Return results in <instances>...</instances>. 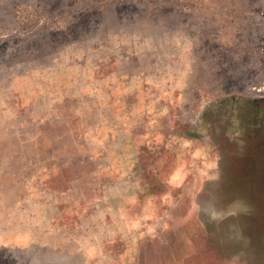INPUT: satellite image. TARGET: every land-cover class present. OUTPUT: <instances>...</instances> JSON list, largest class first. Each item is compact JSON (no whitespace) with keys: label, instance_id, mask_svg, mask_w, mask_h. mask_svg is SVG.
<instances>
[{"label":"rangeland","instance_id":"rangeland-1","mask_svg":"<svg viewBox=\"0 0 264 264\" xmlns=\"http://www.w3.org/2000/svg\"><path fill=\"white\" fill-rule=\"evenodd\" d=\"M0 264H264V0H0Z\"/></svg>","mask_w":264,"mask_h":264}]
</instances>
